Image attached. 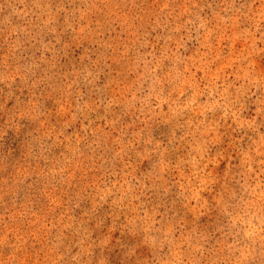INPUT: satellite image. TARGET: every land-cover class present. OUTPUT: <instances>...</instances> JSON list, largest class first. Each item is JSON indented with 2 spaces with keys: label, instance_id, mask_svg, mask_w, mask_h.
<instances>
[{
  "label": "rangeland",
  "instance_id": "rangeland-1",
  "mask_svg": "<svg viewBox=\"0 0 264 264\" xmlns=\"http://www.w3.org/2000/svg\"><path fill=\"white\" fill-rule=\"evenodd\" d=\"M0 264H264V0H0Z\"/></svg>",
  "mask_w": 264,
  "mask_h": 264
}]
</instances>
